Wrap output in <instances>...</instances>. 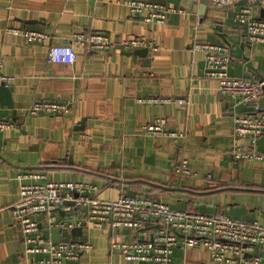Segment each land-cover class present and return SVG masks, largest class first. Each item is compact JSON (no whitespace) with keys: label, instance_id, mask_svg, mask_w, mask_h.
<instances>
[{"label":"crops","instance_id":"obj_1","mask_svg":"<svg viewBox=\"0 0 264 264\" xmlns=\"http://www.w3.org/2000/svg\"><path fill=\"white\" fill-rule=\"evenodd\" d=\"M125 1L0 0V78H14L7 86L10 96H0L1 116L20 124L0 132V264L29 259L12 207L20 196L19 176L34 171L44 172L49 181L95 183L104 199L118 198L123 184L128 194L155 196L177 210L264 223V161L231 157L233 117L249 109L220 94L218 81L204 74V53L192 51L195 41L225 44L222 29L245 44L243 54L264 75V46L250 44L233 22L239 6L229 12L207 9L204 15L184 8L185 13L170 16L164 25H147L131 15ZM8 27L45 30L51 38L31 45L8 33ZM89 31L115 40L150 38L159 49L145 56L120 50L87 54L76 46L74 64L50 60L52 46L66 45L74 34ZM230 74L257 80L236 54ZM180 98L188 102L180 104ZM36 99L75 102L65 116L24 117ZM261 105L264 110V93ZM158 118L186 138L145 133L144 127ZM85 134L91 139L85 140ZM256 149L264 153V137ZM181 158L190 160L192 177L174 174ZM129 237L127 229L86 231L84 239L93 251L65 264H138L109 249L112 240ZM209 260L204 247L177 248L172 264Z\"/></svg>","mask_w":264,"mask_h":264},{"label":"built area","instance_id":"obj_2","mask_svg":"<svg viewBox=\"0 0 264 264\" xmlns=\"http://www.w3.org/2000/svg\"><path fill=\"white\" fill-rule=\"evenodd\" d=\"M212 6L240 5L233 22L245 32L252 45L264 46V0H200ZM261 13L255 15V4ZM124 4L131 15L147 25H164L170 16L185 13L179 5L160 0H126ZM7 32L22 37L31 45L46 44L51 35L45 30L8 27ZM81 46L85 53L120 50L135 52L139 49L157 51L159 45L153 39L133 37L115 40L104 32L76 33L63 46H52L50 60L59 64H74L78 58L75 50ZM192 51H201L205 58V76L218 81V90L236 105L249 110L233 117L234 132L231 157L234 160L264 161V153L256 149L264 137V110L261 97L264 81L233 77L230 74L231 49L225 44L195 41ZM3 85L9 86L13 77L1 76ZM173 99H146L147 103L169 102ZM186 104L187 98L177 100ZM74 100L55 101L36 99L23 112L24 117L65 116L70 113ZM0 132L18 129L17 120L1 116ZM147 134L171 140L186 138L182 131L169 129L167 120L158 118L144 127ZM85 140L91 136L83 135ZM243 140L248 146L241 144ZM180 177H192L190 160L181 158L173 170ZM23 181L20 196L13 204L12 215L20 225L29 259L22 264H65L79 262L93 245L84 239L86 231H104L106 228L127 229L128 239L112 240L109 249L121 254L126 261L138 264H172L177 248L184 250L204 247L210 252L205 264H264V223L246 221L227 214H205L174 209L170 204L151 195L129 197L126 187H119L116 199L100 197L101 188L86 181H49L44 172L34 171L19 176ZM45 227H41L43 222ZM82 229V237L70 241L53 242L44 229L71 233Z\"/></svg>","mask_w":264,"mask_h":264},{"label":"water","instance_id":"obj_3","mask_svg":"<svg viewBox=\"0 0 264 264\" xmlns=\"http://www.w3.org/2000/svg\"><path fill=\"white\" fill-rule=\"evenodd\" d=\"M165 1H167L170 4L179 5L183 8L190 10L193 13L198 12L200 15H204L206 13L207 9H212L215 11L229 12L236 6L247 4V1H240L235 5H224L221 7H215V6H212V5H210L204 1H200V0H165ZM260 13H261V8H260V5L257 3V4H255V15L259 16ZM219 31H220L219 36L224 40L225 44L228 47H230L231 54H234V55L236 54L237 58L242 59L247 64V67L249 68L250 72L252 73L253 76H255L257 78V80L264 81V75L259 73L255 69V67L253 66L250 59L243 54V49L245 47V44L243 42H240L239 44L236 43L234 41L233 37H230L227 34H224V32H222V29H219ZM131 53H136V54L138 53V54L145 56V54L149 53V49H147V48L139 49V50H136L135 52H131ZM11 92H12L11 88H9L7 86H0V96L3 93H6L8 96H10ZM7 105L9 107L13 108V103L11 101H9L7 103ZM136 195H137L136 192H130L128 194L129 197H136ZM46 224H47L46 221L43 222L41 227H45ZM44 232H45L46 236L49 239H51L53 242L70 241L72 237H82L83 236V230L80 228L73 230L71 233L59 232L56 229H54V230L44 229Z\"/></svg>","mask_w":264,"mask_h":264},{"label":"trees","instance_id":"obj_4","mask_svg":"<svg viewBox=\"0 0 264 264\" xmlns=\"http://www.w3.org/2000/svg\"><path fill=\"white\" fill-rule=\"evenodd\" d=\"M189 212H193V211H189Z\"/></svg>","mask_w":264,"mask_h":264}]
</instances>
